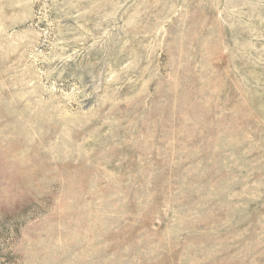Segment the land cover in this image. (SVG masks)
<instances>
[{
  "label": "rangeland",
  "instance_id": "obj_1",
  "mask_svg": "<svg viewBox=\"0 0 264 264\" xmlns=\"http://www.w3.org/2000/svg\"><path fill=\"white\" fill-rule=\"evenodd\" d=\"M0 264H264V0H0Z\"/></svg>",
  "mask_w": 264,
  "mask_h": 264
}]
</instances>
